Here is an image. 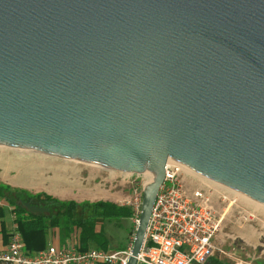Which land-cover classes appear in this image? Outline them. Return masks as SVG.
I'll use <instances>...</instances> for the list:
<instances>
[{
    "label": "water",
    "instance_id": "obj_1",
    "mask_svg": "<svg viewBox=\"0 0 264 264\" xmlns=\"http://www.w3.org/2000/svg\"><path fill=\"white\" fill-rule=\"evenodd\" d=\"M0 147L151 177L172 161L264 205V0H0Z\"/></svg>",
    "mask_w": 264,
    "mask_h": 264
},
{
    "label": "built area",
    "instance_id": "obj_2",
    "mask_svg": "<svg viewBox=\"0 0 264 264\" xmlns=\"http://www.w3.org/2000/svg\"><path fill=\"white\" fill-rule=\"evenodd\" d=\"M184 168L178 163L166 162L136 264H203L216 256L228 258L231 264H264L259 262L264 250L256 256L238 257L222 248L219 236L223 217L219 206L226 205L227 189L217 183L213 187L193 186L186 176L195 179L197 176ZM118 173L127 177L124 180L134 189L133 199H124L121 204L130 207L135 226L140 214L142 189L151 177L140 173ZM132 237L122 250H78L71 245H47L43 249L26 251L19 233L13 230L8 243L0 250V264H126Z\"/></svg>",
    "mask_w": 264,
    "mask_h": 264
},
{
    "label": "rangeland",
    "instance_id": "obj_3",
    "mask_svg": "<svg viewBox=\"0 0 264 264\" xmlns=\"http://www.w3.org/2000/svg\"><path fill=\"white\" fill-rule=\"evenodd\" d=\"M194 175L197 176L196 179L186 176L187 182L193 186L213 187L215 184L200 175ZM125 178L127 177L118 172L83 162L28 149L0 147V182L13 183L30 193L44 192L50 195L65 193L66 197L75 198L79 202L102 200L124 205L121 202L124 199L132 200L134 194L133 187L124 180ZM225 189L229 196L228 200L225 206H219L220 215L223 217V227L219 236L222 248L238 257L256 256L264 250V205L256 204V201L236 191L226 187ZM227 203L230 206H227ZM129 223L128 220L120 224L129 227ZM107 228L115 240L119 235L123 236L125 231L118 230L119 227L112 224ZM216 258L231 264L226 257ZM259 262H264V253Z\"/></svg>",
    "mask_w": 264,
    "mask_h": 264
},
{
    "label": "trees",
    "instance_id": "obj_4",
    "mask_svg": "<svg viewBox=\"0 0 264 264\" xmlns=\"http://www.w3.org/2000/svg\"><path fill=\"white\" fill-rule=\"evenodd\" d=\"M0 198L13 206L15 230L26 251L43 249L49 233L55 232L59 246L111 251L124 249L128 237L133 234L134 228L120 224L131 218V209L127 205L102 200H60L44 192L30 193L1 182ZM110 224L118 226V230L125 229L123 236L119 235L115 240L107 228ZM203 264L227 263L211 257Z\"/></svg>",
    "mask_w": 264,
    "mask_h": 264
},
{
    "label": "crops",
    "instance_id": "obj_5",
    "mask_svg": "<svg viewBox=\"0 0 264 264\" xmlns=\"http://www.w3.org/2000/svg\"><path fill=\"white\" fill-rule=\"evenodd\" d=\"M2 183V182H1ZM9 185L10 187L14 188H19L18 186H15L13 183H4ZM21 188V187H20ZM23 189V188H21ZM49 194V193H48ZM50 195V194H49ZM52 197H55L60 200H75V198L71 197H66L65 193L62 195L60 193L52 195ZM79 202V201H76ZM14 217H15V212L13 211V206L10 205L5 199L0 198V250L3 249L6 244L8 243L10 239L11 232L15 230L16 225L14 223ZM130 223L129 226L134 228V223L132 219H129ZM133 235V234H132ZM131 235V236H132ZM131 236L128 237L127 241L129 243ZM59 241H57V233H49L47 241H46V246L47 245H55L57 247H64V246H59Z\"/></svg>",
    "mask_w": 264,
    "mask_h": 264
},
{
    "label": "bare ground",
    "instance_id": "obj_6",
    "mask_svg": "<svg viewBox=\"0 0 264 264\" xmlns=\"http://www.w3.org/2000/svg\"><path fill=\"white\" fill-rule=\"evenodd\" d=\"M186 171H188L189 173H192V174H196L195 172H193L192 170H190V169H188V168H184ZM126 173V172H125ZM198 175V174H197ZM211 181V180H210ZM211 182H213V181H211ZM213 183H215V182H213ZM241 195V194H240ZM256 204H259V203H257V202H255Z\"/></svg>",
    "mask_w": 264,
    "mask_h": 264
}]
</instances>
